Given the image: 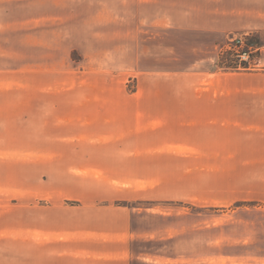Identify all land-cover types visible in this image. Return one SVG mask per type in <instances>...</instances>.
<instances>
[{"label": "rangeland", "instance_id": "obj_1", "mask_svg": "<svg viewBox=\"0 0 264 264\" xmlns=\"http://www.w3.org/2000/svg\"><path fill=\"white\" fill-rule=\"evenodd\" d=\"M0 5L3 24L25 25V2ZM26 37L16 35L23 57L0 59V264L38 263L42 223L78 206L129 210L138 263L264 264L261 168L233 172L202 157L186 127L203 77L235 71L230 39L244 37L251 68L261 64L264 28L143 29L107 57L74 48L41 57L48 44ZM103 95L111 101H96ZM187 141L199 148L187 154Z\"/></svg>", "mask_w": 264, "mask_h": 264}, {"label": "crops", "instance_id": "obj_2", "mask_svg": "<svg viewBox=\"0 0 264 264\" xmlns=\"http://www.w3.org/2000/svg\"><path fill=\"white\" fill-rule=\"evenodd\" d=\"M16 1L25 2V25L3 24L0 13V59L23 57L18 53V33L29 35L27 41L48 44V53L41 57L71 48L107 57L114 43L135 42L143 29L226 35L264 28V0H9ZM258 49L263 55L264 47ZM263 65L261 59L257 67L207 74L214 80L205 75L200 101L186 103V127L188 134L192 131L200 138L202 157L233 163L227 167L233 172L250 173L260 167L258 179L264 183ZM96 101L111 100L103 95ZM195 147L199 148L187 141V154ZM111 187L121 192L118 185ZM133 224V214L123 206L73 207L54 225L42 223L41 260L30 263L28 256L26 264H178L138 263L132 250ZM27 237L30 246V234Z\"/></svg>", "mask_w": 264, "mask_h": 264}, {"label": "built area", "instance_id": "obj_3", "mask_svg": "<svg viewBox=\"0 0 264 264\" xmlns=\"http://www.w3.org/2000/svg\"><path fill=\"white\" fill-rule=\"evenodd\" d=\"M228 47L229 51H234L236 53L237 64L235 65V70H245L251 68L250 55L253 48L245 49V39L244 37H233Z\"/></svg>", "mask_w": 264, "mask_h": 264}, {"label": "trees", "instance_id": "obj_4", "mask_svg": "<svg viewBox=\"0 0 264 264\" xmlns=\"http://www.w3.org/2000/svg\"><path fill=\"white\" fill-rule=\"evenodd\" d=\"M253 38L255 39V41H253V42H251V43H253L254 45H256V47L260 46V44H259L258 40H256V38H255V37H253Z\"/></svg>", "mask_w": 264, "mask_h": 264}]
</instances>
